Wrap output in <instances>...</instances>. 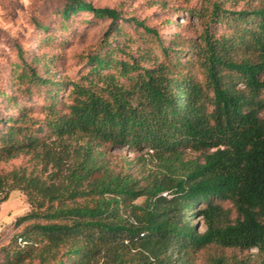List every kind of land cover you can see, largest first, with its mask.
Returning a JSON list of instances; mask_svg holds the SVG:
<instances>
[{"label": "trees", "instance_id": "obj_1", "mask_svg": "<svg viewBox=\"0 0 264 264\" xmlns=\"http://www.w3.org/2000/svg\"><path fill=\"white\" fill-rule=\"evenodd\" d=\"M148 6L164 21L66 0L57 31L89 14L105 23L99 39L68 63L19 51L0 88V143L37 155L64 131L78 159L56 189L37 156L0 159V204L19 190L31 206L0 264H264V0ZM185 13L199 22L174 20Z\"/></svg>", "mask_w": 264, "mask_h": 264}, {"label": "rangeland", "instance_id": "obj_2", "mask_svg": "<svg viewBox=\"0 0 264 264\" xmlns=\"http://www.w3.org/2000/svg\"><path fill=\"white\" fill-rule=\"evenodd\" d=\"M84 1L97 6H121L129 13L147 18L152 22L164 19L160 17L163 14L162 9L148 6L152 0ZM65 4L66 0H0V88L10 85L8 74L14 64L18 62L20 50L28 59L38 53L64 54L67 58L66 63H68L71 55L99 39L105 23H86L90 17L89 14L76 16L75 20L71 22L70 31H57L61 18L60 11ZM174 20L181 23L199 22L197 19L192 20L188 13L174 16ZM162 24L164 25V22ZM44 26L51 28V32L57 35L58 41L55 40L51 43L44 41L47 35L42 30ZM162 27L164 33L173 32L170 26ZM65 35H67V39ZM9 88L12 89L13 86ZM0 112L6 115L1 98ZM0 147H6L1 152L0 159L9 169L17 166H29L30 160L37 156L40 161L37 171H39L42 185L49 189H56L64 183L69 166L78 159V144L70 133L64 131L57 135H51L44 145L34 146L33 151H37V155L34 152L24 153L23 149L17 148L11 141L0 143ZM125 154L132 155L129 151ZM30 210L31 206L23 192L19 190L9 192L8 199L0 204V247L15 232L16 219ZM230 252L245 258L248 255H255L257 250H233Z\"/></svg>", "mask_w": 264, "mask_h": 264}]
</instances>
